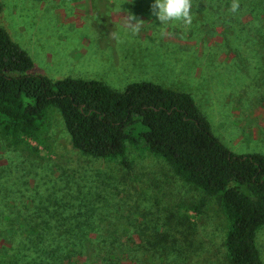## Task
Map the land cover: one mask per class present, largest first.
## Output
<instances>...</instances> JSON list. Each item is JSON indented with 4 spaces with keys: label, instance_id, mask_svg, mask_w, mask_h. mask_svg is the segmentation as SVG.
<instances>
[{
    "label": "rangeland",
    "instance_id": "rangeland-1",
    "mask_svg": "<svg viewBox=\"0 0 264 264\" xmlns=\"http://www.w3.org/2000/svg\"><path fill=\"white\" fill-rule=\"evenodd\" d=\"M0 2V27L34 73L186 92L229 151L264 155V14L249 16L251 0H189L190 24L158 21L154 0ZM47 125L40 142L25 139L36 152L0 133V264L38 263L56 230L77 237L82 264H228L217 203L164 161L127 145L126 169L73 149L53 109ZM256 243L264 264V226Z\"/></svg>",
    "mask_w": 264,
    "mask_h": 264
},
{
    "label": "trees",
    "instance_id": "trees-1",
    "mask_svg": "<svg viewBox=\"0 0 264 264\" xmlns=\"http://www.w3.org/2000/svg\"><path fill=\"white\" fill-rule=\"evenodd\" d=\"M251 1L249 16L264 14V0ZM33 70L31 57L0 27V133L13 146L36 152L25 139L45 138L51 109L60 116L71 147L82 155L129 169L127 145H140L217 203L226 223L222 245L228 264H263L256 233L264 226V155L229 151L186 92L146 81L120 91L97 80H51ZM203 206L201 200L192 210L199 213ZM56 232L57 237L42 242L50 246L33 264L47 257L52 264H82L77 237L59 238ZM24 234L41 236L35 227Z\"/></svg>",
    "mask_w": 264,
    "mask_h": 264
},
{
    "label": "clouds",
    "instance_id": "clouds-1",
    "mask_svg": "<svg viewBox=\"0 0 264 264\" xmlns=\"http://www.w3.org/2000/svg\"><path fill=\"white\" fill-rule=\"evenodd\" d=\"M151 7L158 21L183 20L185 24L191 23L189 0H154ZM238 7L239 4L233 2L231 11L236 12Z\"/></svg>",
    "mask_w": 264,
    "mask_h": 264
}]
</instances>
